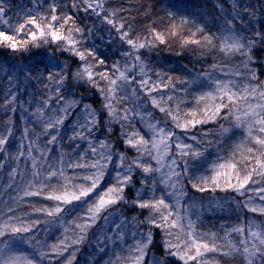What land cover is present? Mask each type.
<instances>
[{"label":"snow or ice","instance_id":"6c2138e0","mask_svg":"<svg viewBox=\"0 0 264 264\" xmlns=\"http://www.w3.org/2000/svg\"><path fill=\"white\" fill-rule=\"evenodd\" d=\"M106 2L107 0H73L72 7L84 12L90 10L92 14L101 17L103 22L112 26L118 38L130 46V50L123 52L129 61L126 62L123 70L119 65H113L114 71L111 74L105 70L96 71V66L88 60V57H92L94 61L97 60L94 50L79 46L84 40L83 30L74 26L75 21L72 15H65L63 18L58 16L54 4L50 8V19L42 14L39 16V21L37 16H30L24 23L14 27L10 26L11 31L9 32L0 30V47L12 51H25L30 44L40 47L42 44L56 43L60 50L70 52L83 62L73 78L88 83L101 93L108 125L115 122L120 123L124 129H133L132 118L138 116L147 131L141 134L140 129H134L130 134L123 133L126 148L134 149L136 152V155L131 158L126 152L114 154L110 143L104 140L99 142V148H97L88 136L83 135L82 132H76L72 139H87L94 158L86 159L85 156L77 154V158L71 162H65L61 157L58 165L46 164V162L38 165L36 158L32 157L33 181L28 182L20 199L43 196L44 199L55 201L56 204L52 208L35 209L50 217L58 216L65 211V205H72L74 202H79L86 208L84 215L78 217L80 222H74L78 231L71 237V243L62 242L60 246H53V251L57 255H63V252L71 245L83 242L88 230L101 219L104 221V226L111 225L118 230L114 231L111 236L105 235L104 240L114 245L126 244L124 239L126 218L117 222V211L113 206L131 203L132 206L142 210L141 214L144 218L139 220V223L151 227L147 233L139 234L136 243L127 248V255L117 256L122 264H146V258L153 245V228L160 229L166 237L163 243V258L153 255L147 264H170L168 258H176L182 264H209L206 256L209 252L219 253L225 257L240 256L244 264H264V224L249 220L246 224L225 228L223 236H220L217 233L198 230L199 217L195 214L189 215L187 209L183 213L180 211V200L185 195L183 177L189 176L188 182L197 191H208L210 185L214 186L213 191L216 188L222 191L231 189L239 196L246 198L243 207L249 212L264 215V203H260L264 202V81H260L256 72L248 67L249 62L252 61L250 54L253 48L257 44H264V32L254 31L252 36L242 35L247 30L238 29L236 25L237 22L243 23L244 13H248L249 8L234 0L233 11L225 15L219 35L204 33V28L197 26L190 31L189 35L180 36V29L190 22L195 23L188 17H181L179 24L170 25L167 36L156 28H150L147 35L133 36L132 25L126 26L125 18L120 15L122 10L109 9L106 7ZM4 12V8L0 6V22L7 24ZM173 15L169 13L170 17ZM26 25H31L32 29H26ZM20 33H25V36L20 37ZM201 33L204 34L200 35ZM177 36H180L182 46L196 45L202 52L209 48L215 49L217 47L215 41L219 40V52L226 60H231L235 56L246 57L243 61L244 71L239 68L225 71L226 65L220 64H213L212 67L219 69L225 77H239L247 82L241 83L232 78L221 79L206 72L204 76L211 81V85L208 91L200 93L195 98L196 107L182 111L177 103L174 108L170 103L174 96L164 94L169 89L175 92L172 78L161 77L157 73L158 79L152 80L145 71V65L138 53L140 49L154 48L157 43L165 44L168 38ZM97 63L103 65L105 61L99 59ZM49 65L53 71H48ZM57 67L56 62L50 59L48 65H45V71H47L46 79L55 85L49 91L55 94L57 103H59L64 100L60 92L68 76L62 71H57ZM137 68L140 76L138 80L136 75H129L133 69ZM31 71V68L25 66L21 74L31 73ZM30 78V76L25 77L26 80ZM40 78H43V74ZM103 81L107 82V86L101 83ZM251 81H256V83ZM153 93L161 94L152 95ZM144 97H147V100ZM51 99L53 95L43 100V106L38 107L35 113L37 120L43 124V135H49L50 130L62 125L65 116L70 114V110L78 104L76 100L65 101L58 111L49 109L48 114L45 115V109L49 108ZM129 100L133 107H124V102ZM148 102L167 119L156 120L150 111L145 114L138 110ZM60 112L65 116L59 115ZM83 115L84 123L79 125L83 131L92 133L93 129L100 127L97 111L91 105H83ZM145 115L151 119H145ZM217 118L225 120L232 118L233 127L244 130L247 146L242 142L237 145V149H242L239 155L234 153L229 158H218L217 162L211 166L212 175H196L195 173L190 175L189 160L200 159L203 153L193 144L185 143L184 139L178 137L173 129H181L187 133L197 125L215 122ZM168 120L172 122L171 128L168 127ZM220 128L223 133L230 131L223 125H220ZM107 131L111 132V127H108ZM9 134H11L10 130ZM57 137L58 131L50 136L47 143H55ZM188 138L197 143L201 142L195 135ZM6 143L7 138L0 136V152L4 151L2 146ZM31 151L32 148L29 147V154ZM114 156L116 162H114ZM44 160V154L41 153V161ZM153 161L155 166H153ZM109 165L116 170L114 183L97 192L105 176L109 174ZM65 168L86 169L87 171L83 175L69 176ZM136 169L144 174L140 178L141 185L151 187L152 191L146 197L141 190H138L135 193L136 198L129 201L125 191L133 186V173ZM155 173L160 175L158 182L164 185L165 189H172V191L156 195L157 180L153 175ZM145 176L153 178L149 181L145 179ZM170 197L175 198V203L171 202ZM143 210H147L146 215ZM12 211L13 209L9 208V212ZM13 218L9 217L7 221L0 224V237L8 234L22 235L32 231V225L11 223ZM35 223L38 221L33 222ZM103 230L102 227L100 231ZM233 234L239 237L238 241L232 238ZM132 235L136 236L137 233L134 232ZM218 241L223 242L218 243ZM4 247L9 248V245L5 244ZM103 250L101 248V251ZM71 258L74 259V256ZM66 259L67 264H71V259ZM0 264H22V258L14 255L10 248L8 251L0 249ZM26 264H32V261L28 260Z\"/></svg>","mask_w":264,"mask_h":264},{"label":"trees","instance_id":"16d2710c","mask_svg":"<svg viewBox=\"0 0 264 264\" xmlns=\"http://www.w3.org/2000/svg\"><path fill=\"white\" fill-rule=\"evenodd\" d=\"M261 0H235V2L241 3L249 8L248 13H244L245 19L243 23L237 22V28H244L247 31L242 35L252 36L254 31L264 32V6ZM234 0H107L106 7L109 9H121L120 15L126 20V26L132 25V35H147L150 28H156L165 35H168L169 27L172 23L179 24L181 17H188L190 21L195 23H189L180 29V36H187L191 30H194L197 26L204 28V33L219 35L222 23L225 15L232 13V4ZM73 0H0V6L5 10L4 19L8 21L7 24L0 22V30L6 32L11 31L10 26H18L30 16H43L50 19V8L54 4L57 8V15L62 18L65 15H72L75 21L74 26L80 27L84 32V40L79 45L82 48H90L94 50L97 60H92V57H88L95 66L96 70H105L111 74L114 69L113 65H119L120 68L128 62V59L123 52L130 50L126 43L122 42L115 30L111 25L103 22L101 17H97L88 12L79 11L72 7ZM83 7V6H82ZM255 10H257L255 12ZM169 13H173V16H169ZM254 13V15H250ZM59 23V21H57ZM26 29H32L31 25H26ZM91 30V34H89ZM201 33L200 35H203ZM25 33H20V37H24ZM180 36L174 38H168L167 43L159 44L157 50L153 53L151 61H147V58L142 57L143 61H146L149 65L148 74L152 80H157V73L161 77H171L172 84L175 88L173 93L169 89L166 94L174 96L173 101L180 98H184L185 91H187L189 81L194 83L193 75L199 74L204 76V73H210L212 76L223 79H236L241 83H246V80H241L239 77H225L219 69H214L213 64L226 65L225 71L235 70L238 68V61L240 56H235L231 60H226L222 53L219 52V40L215 43L217 47L215 49H205L203 52L196 45L182 46ZM53 43L42 44L40 47H34L31 44L25 51H12L11 49H5L0 47V136L7 138V143L2 147L4 151L0 152V224L8 220L9 217H14L10 222L19 225L23 223L25 225H32V231L24 234H8L0 237V249L8 251L11 249L14 255H18L22 258V264H26L28 260L32 261V264H67V259H71V264H102V261H108L105 264H122L121 260L117 259L118 255H127L126 252L120 250L123 246L108 247L105 252L99 251L98 247L93 248L96 239V232L94 229V235L90 238L91 232L89 231L84 242L81 245H71L63 252V255H57L53 251V246H60L62 242L71 243V235L76 232L75 223L80 222L78 217H81L83 209L74 208L73 205H65V211L58 214V216L50 217L43 212H37V208H52L55 205V201L44 199L43 196H23V191L29 181L33 180V162L32 157L36 158L37 164H55L61 157L65 162L74 161L77 158V154L85 156L86 159H91L92 153L89 151L87 139H72L76 132H82L83 135L88 136L92 143L99 147V142L104 140L111 145V151L115 153L126 152L129 158L136 155L134 149L126 148L124 140V132H130L134 129H140L141 134L145 132V127L140 124L137 117L132 118L133 129H124L120 123H113L108 125L103 119L100 118V127L93 129L92 133H87L79 127V118L70 110V114L66 115L61 112L59 115L65 116L63 124L58 125L57 129L50 130L49 135H43V124L37 120L35 115L36 109L43 106V100L48 99L50 89L55 87L52 82H49L47 77V71H45V65H48V60H44V56H51V60L59 61L63 64H68V70L70 75H73L76 71V67L82 64V61L77 59L70 52L62 51L58 47L52 46ZM4 53L12 55L11 58L7 57ZM150 53V51L148 52ZM151 54V53H150ZM253 61H256L253 66V71L260 81H264V44H257L253 52ZM99 59H103L105 63L100 65L97 63ZM57 63V62H56ZM25 66L32 69L31 73L24 72L22 70ZM181 69H185L182 72ZM14 74H10V71ZM57 71H60L56 69ZM48 71H53L49 65ZM43 74V78L40 75ZM118 74V73H117ZM17 75L16 78L13 76ZM22 75L30 76L29 82L32 83L30 89H26V92L21 98L23 108L21 110L13 109L10 105L11 96L14 92V80L19 85L21 83ZM185 78H187L185 80ZM204 77L203 80H206ZM208 80V79H207ZM188 81L187 84L185 82ZM197 81V80H195ZM256 83V81H251ZM104 86H107V82H101ZM196 84V83H194ZM207 84V82H206ZM48 85V87H45ZM210 87V84H207ZM34 88V89H33ZM209 89V88H208ZM84 92L88 91L76 90L74 78L70 77L66 79L61 92L72 100H79ZM173 101L172 106L175 108ZM92 101V108L95 110L98 108L99 103ZM177 102V101H176ZM84 103V102H83ZM82 103V104H83ZM179 103V102H177ZM51 107L45 109V115L48 114L49 109L58 111L59 106L53 107L54 100L49 101ZM81 104V107H83ZM180 104V103H179ZM133 105V104H132ZM124 107H129L130 104L125 101ZM182 104L179 105V108ZM98 111V110H96ZM223 115V114H222ZM220 125L225 128H229L230 131L223 133ZM111 127V132L107 131V128ZM206 132H204L205 143H212L215 145L217 152L220 150L221 145L226 151L234 150L232 138L238 134L237 128L233 127L232 118L220 119L217 118L215 122H208L206 126H203ZM193 129V128H192ZM9 130L11 134H9ZM58 131L57 141L53 144H48L52 134H56ZM216 133L221 134L222 138L219 139L214 135ZM147 138V137H146ZM220 140L219 145L216 144ZM34 142V143H33ZM79 145V147H77ZM209 147V145H207ZM29 147L32 148L29 154ZM204 156L207 153L208 161L211 160L212 153L205 149V145H196ZM23 153V154H21ZM41 153L44 154L45 160L41 161ZM89 154V155H88ZM216 154H214L215 156ZM232 155L224 154L225 158H229ZM216 157V156H215ZM212 159H214L212 157ZM115 161V156H114ZM154 166V165H153ZM210 166V165H209ZM115 171L111 165L108 168V175L113 182ZM65 172L69 176L83 175L86 169L73 170L71 168H65ZM155 176V174H153ZM144 174L136 169L133 173V186L125 191V195L129 201L135 199V193L142 187L145 189L143 192L147 197L150 193L151 187L147 185H141L140 178ZM152 176H145L146 180L151 181ZM156 179V178H155ZM55 182V181H53ZM108 183V179H106ZM110 183V184H112ZM191 185V183H189ZM191 187V186H190ZM159 186L156 183L157 190ZM35 190V188L33 189ZM47 191V189L45 190ZM158 195V193H157ZM229 195L225 194L224 196ZM231 195V194H230ZM120 205V204H119ZM9 208L13 209L9 212ZM72 209V211H69ZM240 210H243L241 206ZM131 214H139L130 211ZM144 214L147 213L143 212ZM62 219L64 221L63 231L57 230L53 233L50 232V225L48 220ZM241 216L236 213H232L231 210L222 212L218 216L209 217L204 219V227L198 228L201 231L219 233L218 226L221 224L224 229L231 228L237 224H244ZM18 218V219H17ZM34 221L38 223L33 224ZM261 223V222H259ZM49 225V229L47 228ZM45 229L51 236L46 238L43 235ZM68 229V231H66ZM154 229V228H153ZM47 231V230H46ZM235 235V234H234ZM156 240H159V232L154 235ZM236 236V235H235ZM66 237L68 238L66 240ZM238 239L239 237L236 236ZM37 240V242H36ZM91 240V241H90ZM23 241V242H21ZM43 241V242H41ZM219 241L218 243H222ZM91 243V244H90ZM8 244L9 248H5L4 245ZM118 249V250H117ZM98 250V251H97ZM160 249H156V254L161 256ZM118 253V255H117ZM71 254V255H70ZM211 256L218 257L214 260V264H244L242 257L240 256H221L219 253L209 252ZM117 255V256H116ZM207 255V254H206ZM74 256V259L71 257ZM112 260V262L110 261ZM210 264V262H209Z\"/></svg>","mask_w":264,"mask_h":264},{"label":"rangeland","instance_id":"374dc122","mask_svg":"<svg viewBox=\"0 0 264 264\" xmlns=\"http://www.w3.org/2000/svg\"><path fill=\"white\" fill-rule=\"evenodd\" d=\"M246 1H252V0H246ZM260 2H263V4H264V0H261ZM262 9L264 11V6L262 7ZM256 11L257 10H255V12ZM52 46L57 47V44L53 43ZM126 46H128L130 49L129 45L126 44ZM5 49H7V48H4V50ZM155 50H157V47L144 48V49H140L138 54L142 57L147 58V61L148 60L151 61V59L153 57L152 52H154ZM254 50H255V47L253 48V50L250 54L252 56V61L249 62V65H248V67L251 69H253V66L255 65L254 63L256 62V61H253ZM149 51L151 54L148 53ZM17 52H19V51H17ZM4 54L9 58H11V56H12V55H8L7 53H4ZM50 58H51V56H49V55L44 56V60L47 59L49 61ZM76 58L78 59V57H76ZM127 59H128V57H127ZM245 59H246V57L240 56V59L238 61V68L242 71L245 70L244 69V63H243V61ZM56 62H57L56 64L58 66L57 67L58 70L67 74L68 78H69V76L72 78L74 77L75 73L73 75H70V72L68 70V64H63V63H60L59 61H56ZM132 63H135V62H132ZM143 63L145 65V71L148 74H150V72L148 70L150 65L146 61H143ZM125 64L120 68L121 70L124 69ZM147 65H149V66L147 67ZM80 66H81V64H80ZM80 66L76 67V71ZM181 71L185 72L186 70L181 69ZM9 72H10V74H14V72H11V70ZM129 75H136V79L137 80L140 79L138 68L133 69V72L129 73ZM13 77L16 78L17 75H15ZM193 77H194V80H192V81L196 84L191 83L189 81V84L187 85L188 88H187V91H185L184 98H180L178 100L173 101L175 107L177 105V102L182 104V106L180 107V109L182 111H188V110L196 107V99L195 98L197 96H199L200 93L209 90L208 89L209 87L207 84L211 85L210 80H207V79L203 80L205 76H199V74H195V75H193ZM186 79L187 78H185V80ZM221 79H223V78H221ZM195 80H197V81H195ZM74 81H75V85H76V90H80V92L81 91L82 92L88 91L89 88L91 90V93L90 92H84V93H82L83 94L82 96L79 95L80 99L77 100L78 101L77 106H75L73 109H71V111L73 113H75L76 116L79 118V125H82L84 123V119H85L84 115H83V107H81V104L84 102L82 104V106L85 104L93 106L92 101H97V99L99 101L98 102L99 106L96 109V110H98L97 114L99 116V119L101 118V119H103L104 122H106L107 121V114L103 108L104 99H103L101 93L96 88L91 87L88 83L80 82V81H77L76 79H74ZM206 82H207V84H206ZM21 83H22V85H19L17 83V81H15V80L13 82L14 90L12 92H14V94H13V96H11L9 105L15 110L16 109L21 110L23 108L21 98L23 97V94L26 92V89H30V87L32 86V83L29 82V79L26 80L24 75H22V77H21ZM187 83H188V81L185 82V84H187ZM134 86L139 87L138 85H134ZM160 94L161 93H153L152 95H160ZM164 94L168 95L166 93H164ZM60 96L64 97V100L57 103V99L53 98V100L55 102V104H53V107H57V108H58V106L61 107V105L64 104L65 101H71L72 100L70 97H68L67 95H65L63 93H60ZM144 99L147 100V97H144ZM127 102L130 104L129 108H132L133 107L132 102L130 100ZM49 107H51L50 104H49ZM138 110L145 113V114L150 111L156 120L163 121V120L167 119L163 113H160L158 111V109L152 107L150 102H148L143 108L138 109ZM62 114H64V113H62ZM135 117H137L140 121V124H142L145 127V125L141 122L140 117H138V116H135ZM145 119H151V117H148L147 115H145ZM206 125H207V123L197 125L195 128L191 129L187 133L183 132L181 129H173L176 132L178 137H181L184 139L185 143L193 144L195 147H196V145L203 144V145H205V149L207 147L206 150L208 151V149H209L210 153H212V155H213L210 157L211 158L210 161H208V158H207L208 152L205 153V156L203 154L200 159L189 160V174L190 175L192 173H195L196 175H202V174L203 175H209V176L212 175L211 166H212V164L217 162L218 158H225L224 157L225 153L228 155H232V156L234 153L239 155V152L242 151V149H237V145H240L242 142L245 144V146H247V141L245 139L244 130L237 128L238 134L232 138L233 144H234L233 148H236V149H234V150L231 149V150L226 151L221 145H219V144H221L220 140H217L218 142H216V144L219 145L220 150L217 152H214L216 150L215 145H212V143H210V142L205 143V141L202 140V139H204V132H206V130L204 129L203 126H206ZM168 127L169 128L172 127V122L170 120H168ZM146 131H147V129L145 127V132ZM192 135H195L196 137H198L201 142L197 143L195 140L188 138ZM218 135L220 138L218 137ZM216 137H218L219 139L222 138L221 134H219V133L218 134L216 133V135H214L215 140H216ZM207 145H209V147ZM88 147H89V143H88ZM88 149L90 151V148H88ZM214 154H216L215 155L216 157L214 156ZM92 157H93V155H92ZM212 157L214 159H212ZM93 158H91V159H93ZM185 159H188V158H185ZM114 162H116V161H114ZM152 163L155 166V162L153 161ZM181 167H183V165H181ZM146 177H148V176H146ZM155 178L157 180V185L159 186V188L157 190H155L156 195L158 193L157 196L163 194L164 192L172 191V189H165L164 185H162L158 182L160 179L159 173H155ZM106 179H108V181H109L108 183L106 182ZM109 179H111V178L107 174L104 178V181L101 183L100 188L97 189V192L105 189L108 185H110V183H112V182H110ZM188 180H189V176L183 177V182H184V189L183 190L185 192V195L180 200V211H181V213H183L184 210L187 209L189 215L195 214V216H198L199 217V219L197 221L198 228L204 227V225H203L204 219H207L209 217L218 216V215H220V213L226 212L229 210H231L232 213H236L237 215L241 216L239 218L242 219V222L244 224H246L249 220H252L256 223L261 222L259 224H264V215L249 212L246 208H244L243 203H244L246 198L239 196L235 191H233L231 189H226V190L222 191V190H220V188H216L213 191L212 189L214 186L210 185L208 191L200 192V191H197L195 188H193L192 185L189 184ZM113 182H114V179H113ZM130 188H132V187H130ZM155 189H156V185H155ZM140 190L143 192L145 189L142 187ZM151 191H152V189L150 188V190H149L150 193L148 195L151 194ZM225 194H229V195L224 196ZM93 195H95V193ZM169 199L171 200L172 203H175L174 197H170ZM260 203H264V202H260ZM54 204H56V202ZM72 205L74 206V208L78 207L80 209H83V213H82L81 217L86 212V208L81 206L79 202H74V204H72ZM193 205H194V207H193ZM241 206L243 207V210H240ZM113 208L116 209V211H117V217H116L117 222H119V220L122 218H126V227L124 229V231H125L124 239H125L126 244L114 245L110 241L104 240L105 235L111 236L114 231H118V230L114 229L111 225L104 226V221L102 219L99 220L94 227L89 229L88 232L89 231L91 232V236H90V238H91L94 235V229H95L96 239H95V243L93 245L94 249L98 247L99 251H101V248H103L104 250L101 252H105V250L108 249V247H119L120 248L121 246H123V248H120V250L127 253V248L133 246L136 243V240L139 239V234L147 233V231L149 230V228L151 226L147 225V224H140L139 223V220L144 218V216L141 214L142 210L137 208V207L132 206L131 203L120 204V205L118 204V205L113 206ZM130 211H133V212L136 211V213H138V212H140V213L135 215V214H131ZM143 212H146V210H143ZM195 216H194V218H195ZM49 221H52V222H49ZM48 222L50 225V232L51 233H53L54 231H57V230L63 231L64 221H62V219H60V218L59 219H52V220H48ZM49 225H47L48 229H49ZM102 227L104 228V230L100 231ZM218 228H219L218 231H220L218 233V235L223 236L224 227L220 224L218 226ZM48 229L44 228L45 231L43 232V235L45 237V240L43 239V241H45V242H46V238L51 236V234L48 232ZM198 230H200V229H198ZM76 231H78V230L76 229ZM157 231L159 232V240H156L155 237L153 236L154 237L153 245L150 248L149 256L146 258V264H147V261H149L153 255H156L157 257L163 258L162 257V253L164 251L163 243H164V240L166 239V237L160 229H155V228L152 229L153 235ZM134 232L137 233L136 236L132 235V233H134ZM72 236L73 235H71L70 237H72ZM232 238L234 240H237V241L239 240L234 234H233ZM43 241H41V242H43ZM36 242H37V240H36ZM83 242H81L78 245H81ZM156 249H160L159 252L161 253V256H158L156 254ZM117 255H118V253H117ZM206 256H207L210 264H214V260L219 259L218 257L214 258L209 253H207ZM106 259L108 261V255H107ZM168 259L170 260V264H182V262H180L176 258H168ZM107 261L106 260L102 261V264H105V262H107ZM110 261L112 262V260H110Z\"/></svg>","mask_w":264,"mask_h":264}]
</instances>
